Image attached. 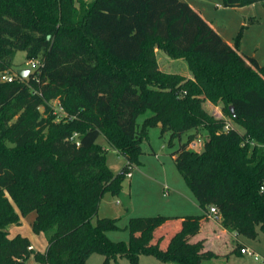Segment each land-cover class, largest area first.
<instances>
[{
	"label": "trees",
	"instance_id": "1",
	"mask_svg": "<svg viewBox=\"0 0 264 264\" xmlns=\"http://www.w3.org/2000/svg\"><path fill=\"white\" fill-rule=\"evenodd\" d=\"M254 1L264 2L224 4ZM19 50L39 64L26 77L0 80V264H34L32 256L87 264L93 253L104 254V264L119 257L139 264L141 255L206 264L218 254L188 236L212 205L229 232L256 238L264 231V65L189 2L0 0V73ZM159 51L185 60L191 76L163 70ZM205 101L221 105V116ZM155 125L171 132L170 144L195 129L173 156L202 213L132 217L131 228L143 222L136 234L113 240L118 218L93 220L106 192H122ZM100 136L126 158L119 171ZM197 138L203 153L190 147ZM33 211L32 228L48 236L43 252L27 236H10V226Z\"/></svg>",
	"mask_w": 264,
	"mask_h": 264
},
{
	"label": "rangeland",
	"instance_id": "2",
	"mask_svg": "<svg viewBox=\"0 0 264 264\" xmlns=\"http://www.w3.org/2000/svg\"><path fill=\"white\" fill-rule=\"evenodd\" d=\"M202 7L205 16L233 43L241 48V51L249 56H255L264 64V2L254 1L241 6H226L224 0H191ZM158 61L163 70L167 72L181 73L186 77L191 76L188 65L183 59H172L167 54L159 51ZM37 65L31 63L24 50L16 52L13 64L8 70L17 72L19 69H28L34 72ZM53 105L60 111L58 100ZM204 106L216 116H221V105H215L205 101ZM45 108L41 112H44ZM152 114L151 110L138 117V122L143 121ZM161 125V124H160ZM150 127L149 137L142 142V151L139 153V162L130 168L133 177L126 176L122 193L113 195L106 192L102 198L97 216L116 217L118 229L110 231L109 236L113 240L129 241L143 222L139 221L133 228H130L132 217H150L158 214H177L182 212H194L191 204L189 186L183 175L178 170L173 153L180 147L181 142L188 139L190 133L195 129L183 133L181 138L176 137L173 144H170L171 132L162 133L161 126ZM202 135L199 134V137ZM198 139V138H197ZM195 141V140H194ZM98 142L107 149V160L110 168L117 172L124 165L126 158L115 150L104 136L98 138ZM197 142V141H196ZM190 147L192 148L191 144ZM192 149L200 151L201 147L194 146ZM188 193H180L181 188ZM187 193V192H186ZM193 197V196H192ZM202 213V208L200 207ZM186 210V211H184ZM129 214V215H128ZM36 216L33 211L22 216L20 223L10 226V236L20 233L27 236L34 244L35 250L43 252L48 245V236L45 232H36L32 228V222ZM173 225V224H172ZM14 228V231L11 229ZM12 231V232H11ZM243 243L249 246L253 253L239 254L233 252L229 258L224 256H213L205 261L206 264H264V231L259 230L256 238L240 235L237 246ZM139 264H168L159 260L153 255H146ZM105 255L93 253L87 260V264H104ZM30 262L41 264L32 256ZM108 264H131L127 257L112 259Z\"/></svg>",
	"mask_w": 264,
	"mask_h": 264
},
{
	"label": "crops",
	"instance_id": "3",
	"mask_svg": "<svg viewBox=\"0 0 264 264\" xmlns=\"http://www.w3.org/2000/svg\"><path fill=\"white\" fill-rule=\"evenodd\" d=\"M185 1L189 2L196 10H198L201 13V15L222 35V37L228 43H230L231 45H233V43L223 34V32L221 30H219L215 26V24L212 21H210L205 16V14H204L203 9H202L201 6H199L195 2H191V0H185ZM157 54H158V52H157ZM253 57H255V56H253ZM257 60L259 61L258 58H257ZM259 63L262 64L260 61H259ZM262 65H264V64H262ZM196 141L197 140L193 141L191 143V146L194 143H196V145H197L198 143ZM198 146L201 147L200 144H198ZM174 157L175 156H173V158ZM125 163H126V161H125ZM131 177H133V174H132ZM188 190H190V193L193 194V192H192V190L190 188ZM182 191H183V195L190 194V193H188V191H186L185 187H184V189L181 188V190H180V193L181 194H182ZM190 199L192 200V203L191 204L194 206V210H192L194 212H187L186 210H184L186 212L177 213V214H167V213L161 212V213H163L162 215H167V216H185V215L200 214L201 213L200 212L201 210L199 208V202L197 201V199L194 196V194L193 195H190ZM142 217H145V216H142ZM179 225H180V220L175 221L174 231L178 229ZM130 228H131V221H130ZM11 230L14 231V228L11 229ZM109 232H108V234H109ZM239 239H240V235H236L234 233H231L228 230H226L225 228H223L220 225V223L218 222L217 217L214 216L213 213H211L209 216H207V217H205V218H203L201 220V226H200V229L197 232H195L194 234H190L188 236V240L190 242H196L198 240H203L204 241L205 249H211V250L215 251L216 254H218L217 256H224L226 258H229L230 255L233 252H237V253L242 254V255L243 254H248L249 252H247V253H242L241 252V249L244 248V247L249 248L251 251H254L249 246L245 245L243 243V241H241V243L237 246ZM32 247L35 249V246H34L33 243H32ZM144 256H146V255H141L140 256V261L141 260H144L143 259ZM168 264H173V263H168Z\"/></svg>",
	"mask_w": 264,
	"mask_h": 264
},
{
	"label": "built area",
	"instance_id": "4",
	"mask_svg": "<svg viewBox=\"0 0 264 264\" xmlns=\"http://www.w3.org/2000/svg\"><path fill=\"white\" fill-rule=\"evenodd\" d=\"M30 61H31V63L34 64V65H37V66H38V64H39V62H38L37 60H30ZM18 76H19L18 72L4 71V72H1V73H0V80H1V81H13V80L16 79ZM59 109H60V111H62V107H61V106H59ZM229 127H230V124L228 123V124L226 125V129L229 128ZM197 143L200 144V145H202V143H203L202 139L199 138V139L197 140ZM194 146H196V143H194V144L192 145V147H194ZM131 166H132V165L129 166V171L127 172V176H132V173H131V171H130ZM210 212L213 213V214H216V213H217V208H216L215 206L212 205V206L210 207ZM31 248H32V246H31ZM241 252H242V253H247V252L252 253V251H251L249 248H246V247L242 248V249H241Z\"/></svg>",
	"mask_w": 264,
	"mask_h": 264
},
{
	"label": "water",
	"instance_id": "5",
	"mask_svg": "<svg viewBox=\"0 0 264 264\" xmlns=\"http://www.w3.org/2000/svg\"><path fill=\"white\" fill-rule=\"evenodd\" d=\"M18 74L21 75L22 77H26L28 76V74L30 73V71L28 69H19L18 71ZM44 107H40V110L42 111ZM231 110L234 112V107L231 106ZM161 124V123H159ZM205 144L204 142L202 143L201 145V149H200V153H203L205 151Z\"/></svg>",
	"mask_w": 264,
	"mask_h": 264
}]
</instances>
